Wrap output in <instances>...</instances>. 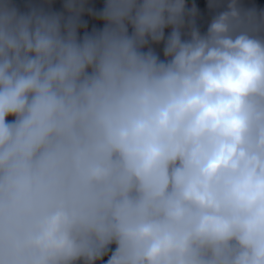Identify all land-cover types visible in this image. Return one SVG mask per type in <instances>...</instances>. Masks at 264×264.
Returning a JSON list of instances; mask_svg holds the SVG:
<instances>
[{
    "label": "clouds",
    "instance_id": "obj_1",
    "mask_svg": "<svg viewBox=\"0 0 264 264\" xmlns=\"http://www.w3.org/2000/svg\"><path fill=\"white\" fill-rule=\"evenodd\" d=\"M63 7L0 0V264H264V10Z\"/></svg>",
    "mask_w": 264,
    "mask_h": 264
},
{
    "label": "trees",
    "instance_id": "obj_2",
    "mask_svg": "<svg viewBox=\"0 0 264 264\" xmlns=\"http://www.w3.org/2000/svg\"><path fill=\"white\" fill-rule=\"evenodd\" d=\"M218 7L210 8L209 3L210 0H185L186 9L191 8L195 5L197 12L194 17L195 26L200 30L203 34L206 32L207 27L212 19V17L220 11H223L228 0H214ZM239 4L246 8L251 9L254 8L258 11L264 10V0H238ZM11 3L18 9L21 13H26L30 11L33 7L43 8L46 12H55V13H63L67 16V13L64 10L65 0H11ZM106 3V0H85L86 8H91L94 12H100L103 10V7ZM80 20L82 23L86 25V27H82L78 29V37H83L85 33H91L93 29L101 30L104 27V22L97 19L95 16L89 15L87 11L81 15ZM187 28L182 29V33L186 32ZM132 29L129 26V35L131 34ZM171 32V28L164 29V37L167 39L168 35ZM187 37L182 35V39H186ZM163 47L164 41H161L159 44L149 42L148 45L142 51H147L148 48H151L155 54L159 57V59L163 60ZM10 122L14 118H7ZM114 245L111 246V250H114ZM111 251H109V254ZM108 256H104L101 260L97 261L96 264H106Z\"/></svg>",
    "mask_w": 264,
    "mask_h": 264
}]
</instances>
